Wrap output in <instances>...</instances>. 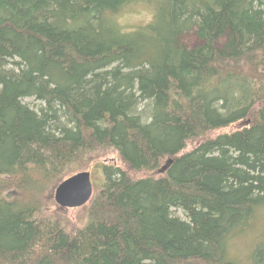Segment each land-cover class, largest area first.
Instances as JSON below:
<instances>
[{"label":"trees","instance_id":"16d2710c","mask_svg":"<svg viewBox=\"0 0 264 264\" xmlns=\"http://www.w3.org/2000/svg\"><path fill=\"white\" fill-rule=\"evenodd\" d=\"M109 151L86 223L46 215ZM260 212L264 0H0V264H264L229 252Z\"/></svg>","mask_w":264,"mask_h":264},{"label":"rangeland","instance_id":"374dc122","mask_svg":"<svg viewBox=\"0 0 264 264\" xmlns=\"http://www.w3.org/2000/svg\"><path fill=\"white\" fill-rule=\"evenodd\" d=\"M157 4L136 1L129 6L124 7L117 15V20L120 25L126 30L137 28L144 24L149 23L156 11ZM184 41L190 47L199 44V40L194 33L185 35ZM31 106L37 108L39 101L34 98L26 100ZM96 159L88 163L84 167H78L74 173L83 170L91 171L93 182V195L100 189L103 182V174L101 170L102 163H109L115 160V154L111 151L102 152ZM70 173L68 176L74 174ZM55 188V187H54ZM54 188L47 189L43 195L42 200L44 204L43 211L49 217H55L60 220L62 224L67 226L70 230L82 227L88 220V206L89 202L81 207H61L54 200ZM93 198V196H92ZM178 214L183 216L181 211ZM264 235V212H260L257 221L253 224L248 231L243 234L237 235L232 239L229 246L230 256L234 259H240L242 261L252 258L251 249L253 248L256 240L262 238ZM252 264V261H250Z\"/></svg>","mask_w":264,"mask_h":264},{"label":"water","instance_id":"95a60500","mask_svg":"<svg viewBox=\"0 0 264 264\" xmlns=\"http://www.w3.org/2000/svg\"><path fill=\"white\" fill-rule=\"evenodd\" d=\"M171 163L169 160L161 169L163 171ZM93 196L91 171L83 170L74 173L59 182L54 188V200L61 207H81Z\"/></svg>","mask_w":264,"mask_h":264}]
</instances>
